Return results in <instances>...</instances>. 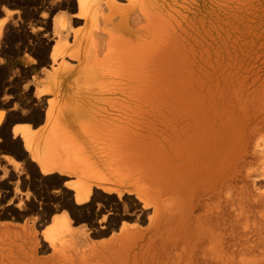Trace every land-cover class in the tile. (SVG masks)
<instances>
[{
  "label": "bare ground",
  "instance_id": "bare-ground-1",
  "mask_svg": "<svg viewBox=\"0 0 264 264\" xmlns=\"http://www.w3.org/2000/svg\"><path fill=\"white\" fill-rule=\"evenodd\" d=\"M44 1L0 0V264H264V0Z\"/></svg>",
  "mask_w": 264,
  "mask_h": 264
},
{
  "label": "rangeland",
  "instance_id": "rangeland-1",
  "mask_svg": "<svg viewBox=\"0 0 264 264\" xmlns=\"http://www.w3.org/2000/svg\"><path fill=\"white\" fill-rule=\"evenodd\" d=\"M50 1H52V0H50ZM46 2H47V0H45L44 2H36V3L35 2H30V3L26 4V5L16 4V5L13 6V8L29 7L30 9H33V8L36 9V8L40 7L42 3L44 4ZM62 11H65V9H63Z\"/></svg>",
  "mask_w": 264,
  "mask_h": 264
}]
</instances>
